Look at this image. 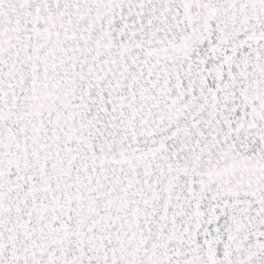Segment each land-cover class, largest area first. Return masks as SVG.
<instances>
[{
  "label": "snow or ice",
  "instance_id": "obj_1",
  "mask_svg": "<svg viewBox=\"0 0 264 264\" xmlns=\"http://www.w3.org/2000/svg\"><path fill=\"white\" fill-rule=\"evenodd\" d=\"M0 264H264V0H0Z\"/></svg>",
  "mask_w": 264,
  "mask_h": 264
}]
</instances>
